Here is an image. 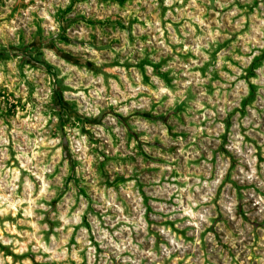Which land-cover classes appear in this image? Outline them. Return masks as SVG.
<instances>
[{
  "label": "rangeland",
  "instance_id": "1",
  "mask_svg": "<svg viewBox=\"0 0 264 264\" xmlns=\"http://www.w3.org/2000/svg\"><path fill=\"white\" fill-rule=\"evenodd\" d=\"M0 264H264V0H0Z\"/></svg>",
  "mask_w": 264,
  "mask_h": 264
}]
</instances>
